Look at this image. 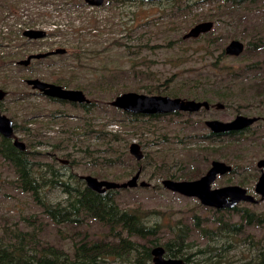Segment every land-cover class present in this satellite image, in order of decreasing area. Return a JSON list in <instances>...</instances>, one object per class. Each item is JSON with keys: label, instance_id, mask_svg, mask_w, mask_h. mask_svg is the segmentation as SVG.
Wrapping results in <instances>:
<instances>
[{"label": "rangeland", "instance_id": "374dc122", "mask_svg": "<svg viewBox=\"0 0 264 264\" xmlns=\"http://www.w3.org/2000/svg\"><path fill=\"white\" fill-rule=\"evenodd\" d=\"M205 20L210 30L185 37ZM233 39L237 56L225 51ZM56 48L66 51L16 63ZM31 78L81 89L86 101L43 95ZM0 89V111L25 144L0 133V264H152L154 247L186 264H264V202L215 212L162 185L196 180L221 159L252 193L264 121L228 133L206 122L264 118V0H0ZM126 91L212 107L135 114L110 104ZM139 170L135 187L103 193L83 178L125 184ZM74 197L78 212L54 206Z\"/></svg>", "mask_w": 264, "mask_h": 264}, {"label": "water", "instance_id": "95a60500", "mask_svg": "<svg viewBox=\"0 0 264 264\" xmlns=\"http://www.w3.org/2000/svg\"><path fill=\"white\" fill-rule=\"evenodd\" d=\"M89 5L99 6L103 0H85ZM157 1V0H147ZM212 27V22L201 21L194 24L185 37H196L202 32L208 31ZM28 36L42 37L43 31L41 30H26L24 32ZM243 48L241 41L237 39L231 40L226 47V51L232 55H238ZM43 54H34L33 57L44 56ZM27 83L32 85L33 88L39 89L47 96L59 98L62 100L83 102L86 101L85 95L80 89L63 88L62 86L54 83L45 82L39 78L28 79ZM5 92L0 89V99L4 96ZM111 105L120 108L126 112L136 114H169L177 111H197L201 106H208L206 101H196L181 97H170L167 95H148L137 93L134 91H126L118 94L110 102ZM256 118H250L239 115L232 121L212 120L207 121L213 131H227L230 129H241L250 124ZM12 120L0 111V133L6 138H13L15 145L20 149L25 148V144L21 142L13 132ZM129 151L137 159L142 157L140 145L133 141L129 145ZM259 166H264V160H260ZM229 169L224 162L213 161L212 168L207 171L203 176L196 180L191 181H175L164 180L162 185L174 193H178L188 198L197 199L201 205L211 206L217 209L232 208L242 201H253V198L247 192L239 187H224L220 189H211L215 177L219 173H224ZM87 186L98 193H103L107 190L125 189L127 187H135L139 178L137 172L131 180L125 184H117L109 181H100L92 176L83 177ZM260 181L256 187V193L264 199V174L259 179ZM142 186H145L142 183ZM153 264H186L180 259H172L164 257V250L161 247H154L151 251Z\"/></svg>", "mask_w": 264, "mask_h": 264}, {"label": "flooded vegetation", "instance_id": "af4514ba", "mask_svg": "<svg viewBox=\"0 0 264 264\" xmlns=\"http://www.w3.org/2000/svg\"><path fill=\"white\" fill-rule=\"evenodd\" d=\"M147 1V0H146ZM213 25V24H212ZM212 28V27H211ZM210 28V29H211ZM209 29V30H210ZM41 30V29H40ZM42 31V30H41ZM207 32V31H206ZM26 35V34H25ZM45 35V32L43 31V36ZM42 36V37H43ZM31 38H33L34 36H30ZM34 38H37V37H34ZM227 47V46H226ZM66 51V49H63V48H56L55 50H50V51H48V52H45V54L46 55H44V56H39V57H33L32 55H34L35 53H30V54H28L24 59H20V60H18L16 63L17 64H19V65H25V66H28V65H30L31 64V62L32 61H34V60H36V59H39V58H46L47 56H50V55H53V54H63L64 52ZM225 51H226V48H225ZM226 53H227V51H226ZM39 54H43V53H39ZM228 55H232V54H229V53H227ZM232 56H234V55H232ZM237 56V55H236ZM31 79H33V78H31ZM41 80V79H40ZM50 83V82H49ZM26 84L27 85H30V84H28L27 83V80H26ZM55 84V83H54ZM59 85V84H58ZM60 86H62V85H60ZM30 87L32 88V89H34V90H37V91H39L40 93H42L43 95H45L43 92H41L39 89H37V88H33L32 87V85H30ZM63 87V86H62ZM63 88H66V87H63ZM73 89H78V88H73ZM81 90V89H80ZM4 91V90H3ZM5 92V91H4ZM4 96H5V94H4ZM3 96V97H4ZM3 97L0 99V100H2L3 99ZM53 98H55V97H53ZM58 100H61V101H68V100H62V99H59L58 98ZM202 101H205V100H202ZM69 102H74V101H69ZM84 102V101H83ZM207 102V104H208V101H206ZM76 103H82V102H76ZM202 107H204V109H206V110H208L210 107H212V105L209 103V107L207 106H201L200 107V109L202 108ZM199 109V110H200ZM222 109H224V107H222ZM178 112H182V111H178ZM136 114V113H135ZM239 115H242V116H246V117H250V116H247V115H245V114H236L233 118H231L230 120H226V121H232V120H234L237 116H239ZM250 118H256V119H254V121H252L250 124H248V125H246V126H244L243 128H241V129H230V130H227V131H220V132H226V133H228V132H241V131H243V130H247V129H250V126L251 125H253V123H255V122H259V121H264V118H258V117H255V116H253V117H250ZM217 120H220V119H217ZM223 121H225V120H223ZM209 126V125H208ZM213 131V130H212ZM262 133H264V130L262 129ZM213 132H215V131H213ZM218 132V131H217ZM258 135V134H257ZM130 145V144H129ZM141 147V146H140ZM129 153H130V151H129ZM131 154V153H130ZM136 160H139V159H137L133 154H131ZM215 160H217V161H221V162H224L225 163V161L224 160H221V159H213V160H211V162H210V166H209V168H208V170L207 171H209L211 168H212V166H213V161H215ZM260 160H264V158H261ZM260 160H258V162H257V168H258V175H257V178H256V180H255V183L253 184V187H252V193L248 190V189H246L243 185H239L238 183H236L235 182V178H238V179H240L241 178V176H242V174L240 173V174H235L234 176H232L231 175V173H232V170H231V168H229L226 172H224V173H219V174H217L216 175V177H215V179H214V181H213V183L211 184V189H220V188H224V187H239V188H242V189H244L246 192H247V194L249 195V196H251L252 198H253V201H242V202H239L238 204H236L234 207H232V208H224V209H217V208H214V207H211V206H208V209H213L215 212H224V211H233L235 208H237L240 204H243V203H248V204H254V205H256V204H259L260 202H264V199L260 196V195H258L257 193H256V187H257V184H258V182L260 181L259 179L262 177V175L264 174V166H259V162H260ZM226 164V163H225ZM226 166H227V164H226ZM229 167V166H228ZM207 171L205 172V173H207ZM141 173V170H139V177H140V174ZM136 174V173H135ZM134 174V175H135ZM223 179V178H228L229 180H228V182H226V183H222V184H217V181L219 180V179ZM254 194V195H253ZM255 196H257V197H259V199H256V197ZM204 206V205H203ZM205 207H207V206H205ZM213 231H215V229H213L212 231H209L208 230V242H210V236L212 235V232ZM152 260V259H151ZM153 264V263H152Z\"/></svg>", "mask_w": 264, "mask_h": 264}, {"label": "trees", "instance_id": "16d2710c", "mask_svg": "<svg viewBox=\"0 0 264 264\" xmlns=\"http://www.w3.org/2000/svg\"><path fill=\"white\" fill-rule=\"evenodd\" d=\"M73 199H75V203L72 205L71 203L73 202ZM73 199L69 203L68 202H65L63 204H60V205L57 204V205H54V206H62L63 208H67L69 206L70 209L73 208L76 212H78L80 209L83 208V203L79 199H77L75 197ZM84 203H86V201H84ZM72 206H75V207H72ZM98 210H99V212L106 213V205H100L98 207ZM92 215H93L94 218H96V217H98V212L97 213H96V211L94 213L92 212ZM121 246H122L121 247V251L122 250H126L129 247V245H128V243H126V241H125V244H123ZM79 259L86 260V258H84V256H82V254L79 256Z\"/></svg>", "mask_w": 264, "mask_h": 264}, {"label": "bare ground", "instance_id": "6f19581e", "mask_svg": "<svg viewBox=\"0 0 264 264\" xmlns=\"http://www.w3.org/2000/svg\"><path fill=\"white\" fill-rule=\"evenodd\" d=\"M184 181V180H183Z\"/></svg>", "mask_w": 264, "mask_h": 264}]
</instances>
